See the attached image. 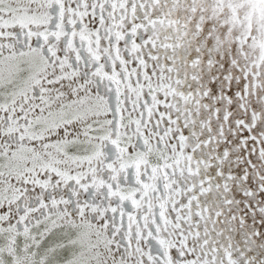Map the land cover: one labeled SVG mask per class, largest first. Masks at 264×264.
Returning <instances> with one entry per match:
<instances>
[{"label": "snow or ice", "instance_id": "1", "mask_svg": "<svg viewBox=\"0 0 264 264\" xmlns=\"http://www.w3.org/2000/svg\"><path fill=\"white\" fill-rule=\"evenodd\" d=\"M0 264H264V0H0Z\"/></svg>", "mask_w": 264, "mask_h": 264}]
</instances>
